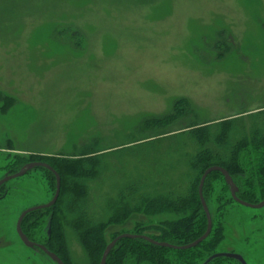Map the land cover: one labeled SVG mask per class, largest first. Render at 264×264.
<instances>
[{
	"label": "rangeland",
	"instance_id": "obj_1",
	"mask_svg": "<svg viewBox=\"0 0 264 264\" xmlns=\"http://www.w3.org/2000/svg\"><path fill=\"white\" fill-rule=\"evenodd\" d=\"M179 98L192 102L202 120L239 117L246 130L264 128V114L254 117L264 111V0H0V180L28 163L72 158L100 141L125 143L142 134L133 129L144 118L168 112ZM173 143L159 139L143 150L131 147L109 157L113 169L96 206L104 205L107 190L115 192L130 175L138 177L132 160L143 155L144 162L163 166L174 153L165 147ZM252 165L247 172L253 173ZM237 177L241 185L246 178L245 191L262 199L264 185L256 174ZM54 186L52 176L36 169L0 191L3 261L17 246L14 256L28 257L29 264H53L20 246L16 225L25 210L53 199ZM211 188L208 206L218 255L264 264V208L231 201L219 175ZM196 205L185 206L183 213L164 206L161 213L140 212L136 218L150 228L168 229L183 214H201ZM43 215L48 230L52 216ZM135 221L110 227L105 243L119 233L132 234ZM74 244L67 258L71 264H90L77 240ZM162 253L182 264L183 254ZM222 262L212 264H238Z\"/></svg>",
	"mask_w": 264,
	"mask_h": 264
},
{
	"label": "trees",
	"instance_id": "obj_2",
	"mask_svg": "<svg viewBox=\"0 0 264 264\" xmlns=\"http://www.w3.org/2000/svg\"><path fill=\"white\" fill-rule=\"evenodd\" d=\"M196 108L187 98H179L168 112L144 118L133 129L136 131L139 127L140 131L143 130L142 134L130 135L125 143L102 146L100 141L74 153L72 158H54L55 165L44 162L60 175L61 193L52 208L40 213L52 216L49 229L52 236L54 234V242L61 248L65 260L71 252L70 242L74 246V240H77L90 264H97L99 259L101 261L107 245L122 235H115L106 244L103 234L112 226L126 227L129 221L134 220L137 223L132 228V235H144L176 246H185L196 241L207 229V218L199 198V186L202 176L212 166H220L230 173L239 188L238 197L241 200L258 204L264 199V187L259 191L262 199L258 201L251 192L245 191L246 178H242V185L237 180L238 175L256 174L264 185L263 125L246 130L245 126L239 125V117H226L220 121L202 120L198 117ZM262 114L264 111L257 112L254 117ZM168 138H172L174 143L165 148L174 149V153L168 155L163 166L153 160L144 162L143 155L142 159L138 158L135 162L132 160L130 165L134 164L138 177L130 175L127 183L122 187H115V192L107 190L109 193L104 197V205L96 206L102 203L99 199L103 200V193L99 192L105 187L108 174L113 169V159L109 160V157L119 156L131 147L143 150L150 146L146 145L148 142ZM129 151L132 152L133 149ZM250 164H256L251 166L253 173L247 172ZM47 173L53 177L56 190L55 177ZM217 175L224 179L220 173H212L205 181L203 194L207 203L212 179ZM141 177L145 180H140ZM231 201L235 202L232 197ZM194 202L201 206L202 213L183 214L184 217L171 222L168 229L158 226L150 228L136 218L142 213L145 217L161 213L164 206L175 207V211L183 213L184 207H190ZM158 203L163 206H156ZM33 216L25 221V229ZM47 221V218L37 220L39 229L45 228ZM67 227L71 229V240ZM154 230L160 235L147 233ZM219 245L218 231L214 230V226L209 238L190 250L162 248L141 239H123L112 250L107 264H173L170 256L158 254L168 251L183 254L184 257H179L182 264H195L198 259L211 261L210 264L216 261L224 263L223 260L241 264L224 255H218ZM196 250H201L200 255L193 254L186 258V253Z\"/></svg>",
	"mask_w": 264,
	"mask_h": 264
},
{
	"label": "water",
	"instance_id": "obj_3",
	"mask_svg": "<svg viewBox=\"0 0 264 264\" xmlns=\"http://www.w3.org/2000/svg\"><path fill=\"white\" fill-rule=\"evenodd\" d=\"M36 169L45 170V171L51 173L55 177L56 190H55L54 197L50 202L43 204V205H40V206H36V207H32V208L27 209L25 212H23L21 214V216L19 218V221L17 224L18 234H19L21 240L24 242V244L29 246V247H32L33 244L28 240V238L22 232V222L27 215L33 214V213L38 212V211L48 210V209L52 208L57 203L59 196H60V193H61V177L51 165L44 163V162H32V163L28 164L27 166H25L24 170H22L21 172H18V173L12 174V175H6L2 180H0V189H1L8 182L19 179V178L29 174L30 172L36 170ZM212 173H220L224 177L225 183H226L227 187L229 188L231 197L235 202H237L238 204L243 205L245 207H249V208H254V209L264 208V199L258 204H252V203H248V202L241 200L238 197L239 188L236 185V183L234 182L230 173L226 169H224L220 166H212L209 169H207L206 172L204 173V175L202 176L200 186H199V198H200V202H201L203 211H204L206 218H207V229H206L205 234L202 237H200L199 239H197L196 241H194L188 245L176 246V245H172V244H169L166 242L156 241V240H154L148 236H144V235L122 234V235L118 236L117 238H115L113 241H111L107 245V247L105 248L104 253L102 255L100 264H107L108 258L110 256L112 250L115 248L117 243L123 239H131V240L141 239V240H145V241H147V242H149L155 246H158V247L170 248V249H176V250H190V249L198 247L200 244L205 242L212 233L213 218H212V214L210 212L208 203L205 200V197L203 194V189H204V185H205V181H206L207 177ZM43 250L53 260L57 261L59 264H64L53 253H50L48 250H46L44 248H43ZM224 256L231 258V259H234V260L240 262L241 264H247L241 255L224 254Z\"/></svg>",
	"mask_w": 264,
	"mask_h": 264
},
{
	"label": "flooded vegetation",
	"instance_id": "obj_4",
	"mask_svg": "<svg viewBox=\"0 0 264 264\" xmlns=\"http://www.w3.org/2000/svg\"><path fill=\"white\" fill-rule=\"evenodd\" d=\"M30 164V163H28ZM27 164V165H28ZM25 165V166H27ZM25 166L23 167L22 170H24ZM21 170V171H22ZM19 171V172H21ZM18 173V172H17ZM8 175H12V174H8ZM9 183V182H8ZM7 183V184H8ZM6 184V185H7ZM5 185V186H6ZM4 186V187H5ZM2 187L0 189V191L4 188ZM43 205V204H42ZM37 206H40V205H37ZM36 207V206H35ZM32 208V207H31ZM26 211V210H25ZM24 211V212H25ZM43 211H46V210H43ZM39 212V213H38ZM38 212H35L33 214H29L25 217V219L23 220L22 222V232L24 233V235L28 238V240L33 244L32 247H29L27 245L24 244V242L21 240L19 234H18V230H17V225H16V233H17V241L19 242L20 246L21 247H24L28 250H31V251H35L36 253H39L42 257L46 258V259H49V261L53 264H59L57 261L53 260L50 256H48V254L43 250L46 249L48 250L50 253H53L56 257H58L64 264H71L72 261H69L68 259H64L63 256H62V251H61V248L56 244V242H54V234L52 236V233H51V230L48 228V230H45V229H39V226H38V223H37V220H41L45 217V215H43V213H40L42 211H38ZM36 216H33L34 214H37ZM21 216V215H20ZM19 216V218H20ZM31 220L27 223V226H26V229L24 228V224H25V221L31 217ZM45 219V218H44ZM19 221V219H18ZM18 221H17V224H18ZM5 233L4 230H1L0 231V235ZM1 239V238H0ZM2 240H0V243H1ZM14 242H15V239H14ZM16 246V245H15ZM17 246L15 247V252L17 251L16 250ZM70 248L71 250H73L74 246L73 244L70 245ZM2 249H3V246L0 244V264H29L28 263V257H27V260H26V257L25 256H18V254L16 256H14V251L12 249L9 250V255L8 258H9V261H3L4 257H3V252H2ZM20 253V252H19Z\"/></svg>",
	"mask_w": 264,
	"mask_h": 264
}]
</instances>
